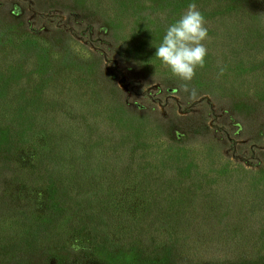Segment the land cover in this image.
Instances as JSON below:
<instances>
[{"label":"rangeland","instance_id":"obj_1","mask_svg":"<svg viewBox=\"0 0 264 264\" xmlns=\"http://www.w3.org/2000/svg\"><path fill=\"white\" fill-rule=\"evenodd\" d=\"M190 2L0 0V264H264V0H194L185 91L154 47Z\"/></svg>","mask_w":264,"mask_h":264},{"label":"clouds","instance_id":"obj_2","mask_svg":"<svg viewBox=\"0 0 264 264\" xmlns=\"http://www.w3.org/2000/svg\"><path fill=\"white\" fill-rule=\"evenodd\" d=\"M205 23L193 0L179 18L166 27L159 44L154 47V57L172 77L184 82L181 88L185 91H188V82L192 81L196 69L205 63L207 49L204 41L208 35ZM192 94H195L194 89Z\"/></svg>","mask_w":264,"mask_h":264},{"label":"trees","instance_id":"obj_3","mask_svg":"<svg viewBox=\"0 0 264 264\" xmlns=\"http://www.w3.org/2000/svg\"><path fill=\"white\" fill-rule=\"evenodd\" d=\"M4 107H6L5 105H3ZM72 107H74V106H72ZM76 109L73 111L75 114H77L78 113V109L77 108H79V107H75ZM83 108V107H82ZM4 123H6V125H9V124H7L8 122H6V121H4ZM35 127H36V129H41L42 128V124H43V122H41V120H40V118L39 119H36L35 120ZM5 125V124H4ZM58 126V127H57ZM71 126V125H70ZM70 126H65L64 127V125H56V126H54V129L56 130V128H57V130L58 129H62V130H65V131H68V130H75L74 129V126H72V127H70ZM30 138V137H29ZM70 139H72V137H69ZM71 147H74V146H71ZM86 152H85V155H83L82 157H81V160H80V164H79V169H80V171L82 170V171H86V173L82 176V178L81 177H79V179H76L77 180V182L80 180L81 182H85V180H87L88 182H90V172H88V171H90L91 170V168H92V162H91V164H90V162H88L89 160H87V154H89L90 152L89 151H87V150H85ZM77 153H78V151H72V153L70 154V156H72V157H70L71 158V160H74L75 158V156L77 155ZM79 154V153H78ZM54 158H55V160L56 159H59L60 158V162H61V164H56V165H59V167H60V169H57V167H53V165L51 164V162L49 163V164H47V166L46 165H44V168L43 169H45V171L49 174V175H57V176H60V177H62V178H68V175H69V171L70 170H72V168H71V166L67 163L68 161H67V158L65 157V156H63L62 155V153L61 152H56V155L54 156ZM71 160H69V161H71ZM59 162V163H60ZM35 163V162H34ZM44 163V161L41 163V165ZM112 163H114L116 166L115 167H118L117 166V164H116V158H112ZM55 165V164H54ZM33 168L34 169H38V168H36V166H34L33 165ZM93 169V168H92ZM68 170V171H67ZM37 172H38V170H36ZM113 172H115V168H113ZM31 177V176H30ZM20 182H22L23 184H27V183H29L28 181H24V180H22L21 178H18V179H12V181H11V183H10V185H9V187H8V189H7V191L4 193V195L2 196V198H4V199H7V200H9L10 201V204H11V206H13V207H15L14 205H16V208L17 207H20V204H21V200H19L20 198H21V196H29L30 197V193L32 192V191H30L29 189H27L26 187H21V188H18V184L20 183ZM64 182H67L66 180H64ZM70 182H73V181H70ZM74 183V182H73ZM88 183H85L84 185H82V187L85 189V188H87L88 186ZM16 187V188H12V187ZM10 189H13V190H11L10 191ZM13 191H15V193H13ZM17 195V196H16ZM107 230H110V228H108V227H106V226H104V227H102L101 228V231H103V232H106ZM109 233H107L108 235H111L112 234V236L114 235L113 233H112V231L110 230V231H108Z\"/></svg>","mask_w":264,"mask_h":264}]
</instances>
